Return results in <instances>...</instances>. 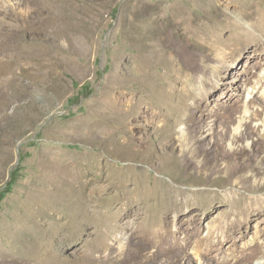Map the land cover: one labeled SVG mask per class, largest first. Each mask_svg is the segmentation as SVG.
<instances>
[{
	"label": "rangeland",
	"instance_id": "374dc122",
	"mask_svg": "<svg viewBox=\"0 0 264 264\" xmlns=\"http://www.w3.org/2000/svg\"><path fill=\"white\" fill-rule=\"evenodd\" d=\"M260 2L0 0V264L264 260Z\"/></svg>",
	"mask_w": 264,
	"mask_h": 264
},
{
	"label": "bare ground",
	"instance_id": "6f19581e",
	"mask_svg": "<svg viewBox=\"0 0 264 264\" xmlns=\"http://www.w3.org/2000/svg\"><path fill=\"white\" fill-rule=\"evenodd\" d=\"M257 5H258V2H257ZM260 5L264 6V0H261ZM253 7H254V3L252 4V24H251L252 25V56L255 55V53L257 52V50L260 47H262L263 44H261V42H260V37H263L264 36V35H262V34H260L258 32L259 31V28H260V25L263 22L262 19H264V15H263V13H261V11H259L258 8H253ZM259 8H260V6H259ZM247 16L250 17L251 15H249V14H243V16L240 19H238V21L236 22L237 24L235 23L238 26V28L241 30V32L242 31L244 32V29H246L244 27V19L247 18ZM232 24H234V22H232ZM188 28H190V27H188ZM256 33H257V35H255ZM195 34H196L197 41L200 42V43H202L204 41V42H211L213 44H217V41L215 42V41H212L210 39V36L208 35L207 27H205V25L203 23H201V22H198L195 25ZM188 81L189 80L187 79L183 83L186 88H189L188 86H190V81L189 82ZM251 98L252 99L258 98L259 100H263L264 101V70H261L259 72L258 79L252 85V89L249 92V94L247 95V98L246 99L250 100ZM145 112L148 114L149 113V110H146ZM151 114H152V117H156L158 115V113H155V114L154 113H151ZM252 116H254V114L252 112L246 111V116H243L242 121L244 120V117L250 118ZM254 126L257 127V128H259V130H264V121L263 122H256V123H254ZM261 209H262V207H260V209H255V210H254V208H252V213L249 214L248 218L245 219L243 221V223L240 222L241 225L242 226H248V225H250L251 222L253 223L254 219L256 220L258 214L261 213ZM245 210H246V207L244 206L240 210L241 211L240 213L243 214ZM236 225L237 226L239 225V221H237V224ZM251 264H264V260H261L260 259V260H257V262H252Z\"/></svg>",
	"mask_w": 264,
	"mask_h": 264
}]
</instances>
